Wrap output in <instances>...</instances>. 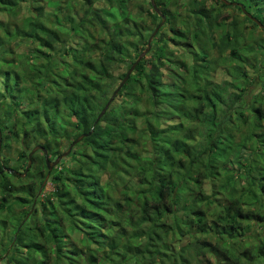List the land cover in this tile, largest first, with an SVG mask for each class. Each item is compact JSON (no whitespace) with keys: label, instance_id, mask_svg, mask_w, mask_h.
Segmentation results:
<instances>
[{"label":"trees","instance_id":"obj_1","mask_svg":"<svg viewBox=\"0 0 264 264\" xmlns=\"http://www.w3.org/2000/svg\"><path fill=\"white\" fill-rule=\"evenodd\" d=\"M43 1L0 0V14L8 18L4 26L0 25V104L4 97L10 98V102L0 105L1 148L8 138L7 129H18L16 133L22 134V142L28 146L29 142L44 138L43 146L54 161L62 154L55 148L56 142L66 140L69 148L94 128L92 135L81 142L91 149V154L78 168L63 169L65 160L76 154L73 149L50 172L45 154L36 153L35 163L26 176L30 181V198L12 196L15 186L5 172L6 167L0 165V185L2 192L8 194L0 199V264H203L199 250L205 247L218 259L216 264H264V230L254 248L247 243L253 235V225L264 228V83L260 85L261 93L255 95L257 100H243L246 87L256 83L246 66L256 68L252 61L258 62L264 38L255 31L246 34L243 24L250 23L251 30L264 29L248 18L239 5L232 4H242L264 25V0H228L231 4L221 0L213 4L207 0H187L181 15L168 5L174 2L178 8L179 0H155L167 18L166 23L154 38L156 48L153 46L119 92L122 96L134 83L148 93L151 110L144 114L146 130L158 151L141 162L138 146L129 136L137 130L135 125L119 122L120 115L108 110L98 124L96 120L109 101L103 106L100 103L109 87L106 81L113 77L111 65L130 60L124 79L147 48L149 38L146 40L142 28H125L128 35H135L142 42L140 48L130 42L125 46L122 40L126 33L117 30L118 40L105 50L98 49L100 58H92L88 43L82 48L61 47V55L57 54L60 57L73 53L74 70L65 78L54 75L38 92L36 106L32 108L30 102V107L19 115L23 97L18 99V95L27 89L23 85L27 78L15 63L9 62L6 56L12 55V51L7 45L18 38L40 43L50 52L61 45L57 32L50 31L45 24L44 8L39 6ZM95 1L111 6L107 15L95 16L96 24L106 33L111 29L109 21L117 22L116 12L123 10L125 0H118L115 8V0H86L88 4ZM23 4L37 13L19 19ZM149 6L145 14L151 17L154 31L162 18L154 11L151 0ZM119 14L128 23V14ZM173 17L179 21H173ZM143 21L146 23L147 19ZM168 24L167 35L164 30ZM128 48L134 49V57ZM176 49L182 50L179 58L174 57ZM87 53L90 57L85 60ZM18 58L22 61L23 55ZM55 58L52 57L53 62ZM48 65H41L34 79L48 77L52 73ZM260 66L264 67V61ZM222 68L232 79L229 85L222 86L210 79L212 73ZM242 79L245 84L241 90L231 93L229 88ZM134 95L127 94L131 98ZM124 107L129 111L134 108ZM133 110L138 117L137 108ZM65 118L74 121L79 132L64 130L61 122ZM185 121H190V126H185ZM201 127L205 132L199 133L201 141L197 142L193 130ZM243 128L246 133L238 136L237 131ZM236 140L244 146L240 147ZM29 154L24 149L19 156L27 165ZM118 173H131L135 184L117 190L120 197L116 198L105 191L100 175L109 177L111 188L116 191L114 180ZM222 173L223 189L230 193L226 202L219 203L217 211L212 210V205L218 202V192L212 190V196H207L203 186L207 179L215 186ZM10 175L18 178L16 174ZM48 177L55 190L44 200L38 194L40 190L44 192ZM242 178L249 186L237 195ZM180 190L185 191L184 195H180ZM39 205L43 216L34 224ZM15 208L20 213L15 214ZM10 219H15L16 224L13 233L7 235ZM63 222L70 231L79 230L82 234L81 247L67 241ZM176 236L182 244L178 251L174 249ZM67 243L72 245L69 250L65 248ZM243 243L247 244L244 249Z\"/></svg>","mask_w":264,"mask_h":264},{"label":"rangeland","instance_id":"obj_2","mask_svg":"<svg viewBox=\"0 0 264 264\" xmlns=\"http://www.w3.org/2000/svg\"><path fill=\"white\" fill-rule=\"evenodd\" d=\"M120 1V0H119ZM119 1L115 0L112 5L113 7H118ZM209 4L216 3V0H207ZM185 2L187 0H179V7L176 8V5L174 2H169V7L171 8V11L176 10L177 15H181L185 13ZM228 2V0H227ZM230 4L232 2H229ZM39 6H42L44 8V20L46 21L45 24L46 26L51 30H54L57 32V35L59 36L61 40V45L57 44L56 50L57 51H49L48 49L44 48L40 43L34 42L32 40L28 41H23L22 39H16L9 43L7 45V49L12 51V55L7 54V58L9 62L15 63L16 68L19 70V72H24L27 80L23 82V85L27 87L25 92L22 94L18 95V99L23 97L22 106H19V115L23 110H26L30 107L29 103L31 102V107H35L36 104L35 102L36 99L38 98V92H41L42 86L45 84H49L48 81L53 80V76L59 74L63 78L68 77L70 72L74 70L75 63L73 61V53L69 52L66 55L59 56L57 55L60 53L61 55V47H75V48H82L84 45L87 43L89 44V47L91 48L92 51V58H100L102 56L101 52L99 51V48H109L116 40H118V37H116V31L121 30L124 31L126 34L122 40V42L125 44V46H128V43L130 42L132 46H138L139 48L142 46V42L139 41V39L134 35H128L126 31V27L130 28V30H135V28H142L146 40L150 38L154 31V25L152 24V19L150 16L145 14V11L150 8L149 6V0H125V4H123V10L121 12H125V14L129 16L128 18V23L126 20L124 21L123 18H121L120 10H117L116 15H117V22L109 21L110 22V30H108L106 33H104V29L100 28L101 26L96 24L95 16L96 14H100L101 16L107 15L109 10H111V6L107 4L106 2H97L95 1L92 4H88L86 0H56L54 1H49L45 0L40 3ZM32 9H28L26 4H23V7L20 8L19 12V19L27 17V16H32L33 14L37 13L36 10L31 11ZM97 11V12H96ZM229 13H235L236 11L233 9H226ZM145 14V15H144ZM237 14V12H236ZM240 18L243 17V15L239 14ZM107 18V16H106ZM173 21H179V18L173 17ZM7 16L5 14H0V25L4 26L7 22ZM147 19L146 23H143V20ZM13 20V19H12ZM14 21V20H13ZM12 21V22H13ZM174 25V23H173ZM245 29H246V34L250 33L251 31H255L259 36H262L264 38V32L261 30H251V24L246 22L243 24ZM170 27L168 24L165 26V32L168 35V30L167 28ZM48 29V30H49ZM78 32L75 33L74 32ZM78 35V36H75ZM46 36V35H45ZM48 36V35H47ZM83 36V38L81 37ZM162 38V37H161ZM154 41V40H153ZM113 42V43H112ZM157 44H161V41H159ZM158 45V46H159ZM156 48L154 43L152 42V48ZM172 49H174L172 45H170ZM99 49V50H98ZM128 53L134 57L135 51L133 48H128ZM72 51V50H71ZM46 52V55L49 54L50 57H46L43 53ZM155 52V51H154ZM172 52V51H170ZM174 57L179 58L181 55L180 53L182 50L176 49L174 50ZM23 55V60H19L18 56ZM56 56V61H52V57ZM90 57V54H84L83 58L85 60ZM119 60V59H118ZM258 62H255L253 60L252 62L255 64L256 68L251 69L248 66H246V70L250 73L251 77L256 80V83L247 86L246 87V92L245 96H243V100L247 101H252L253 99H256V94H260L261 92V84L264 83V67L261 68L260 62L262 63L264 61V50L262 51L261 55L258 57ZM261 60V61H260ZM44 64H49V70H51V74H48V77H46L44 80H39V79H34L35 77V72H37V69ZM3 65V64H2ZM130 67V60L127 59L125 61H117L116 63L112 64L109 71L113 75L112 78H108L106 81L109 84L108 90L102 100L100 101L101 105H105V102L109 100L115 90L118 88V86L121 83V79H123V74L126 72V70ZM222 69H219L216 73H212L211 75V80L214 83H219L222 86L224 85H229L232 82V79L230 77H227L226 73L222 71ZM227 70V69H226ZM58 82H61V80L58 78ZM242 82H244V79H242L241 82L238 84L235 83L234 87H230L229 91L236 92L237 90H241L243 87ZM242 84V85H241ZM138 84H130L128 92L124 93L122 96H118L114 99L112 104L110 105L108 111H114L117 115H120V120L119 122L123 121L122 123L127 124V125H135L136 131L134 133H131L130 140L137 144L138 146V159L139 162L144 160L145 158L150 159L154 156L155 152L157 154V151L154 149V145L151 142L149 133L146 130V116L144 115L145 113L148 112V110H151V106L149 105L147 99H148V93L145 92L143 89L139 88L137 86ZM236 85V86H235ZM1 87V84H0ZM237 91V92H239ZM133 93L134 96L128 97V93ZM256 95V96H255ZM257 100V99H256ZM3 103L0 105L4 106L5 103L10 102V98H3ZM124 106H128L127 108L130 107H136L138 110V117H135V111L131 109L129 111L128 109H125ZM247 107V105L245 104ZM18 107V106H17ZM224 111V109H222ZM225 110H230V108H225ZM99 113V111H98ZM119 117V116H118ZM62 128L67 131L75 130L76 123L71 120H67L66 118L62 120ZM3 124H6L5 121ZM103 124H107L104 122ZM170 124V121L168 123H164V125ZM184 125H189L190 126V121H185ZM196 126V125H193ZM195 128V127H194ZM193 128V129H194ZM15 133H14V132ZM12 132L7 129L6 135L8 138L4 140V148L0 149V165L3 164L6 167L5 172L7 173V176L11 180L12 184L15 186L14 192H11L12 196L14 197H28L30 198V191L28 189V184L29 180L25 177L17 176L18 178H22L21 180H18V178L10 175L13 173H10L8 169L14 170L15 168L20 169V170H15L19 173H24L25 166L27 165L26 161H23L19 158L20 153L22 150H26L27 154L28 152L31 153V151L37 146V145H43L45 143V139L40 138L36 140L35 142H29L23 144L22 140V134L18 131V129H14ZM193 131L196 132L197 134V142L201 141V136H199V133L205 132V130L201 128L194 129ZM79 132V130H75L74 134ZM242 132V133H241ZM237 131L238 136L243 135V133H246V128H243L242 131ZM50 139L51 136H49ZM79 138V137H78ZM72 141V140H71ZM237 143H239V146H244L242 142L239 140H236ZM81 145H78L74 147V156L69 157L67 160L64 162L63 169H76L79 166L82 165V163L85 160V157H88L91 154V149L86 146L85 144L79 143ZM250 144H247L248 147H250ZM56 149H58L60 152L65 153L68 150V145L66 140H61L59 143L56 142ZM73 152V151H72ZM38 154H44L42 151L39 152ZM49 157V155H48ZM67 158V157H66ZM127 162H134L131 159H126ZM55 161V160H54ZM35 162L33 161V164ZM137 163V162H135ZM33 166V165H32ZM27 167V166H26ZM124 168L123 166H121ZM23 168V169H22ZM52 172V171H51ZM10 173V174H9ZM28 174V173H27ZM102 177L101 183L102 186L106 189L105 191L108 193H111L114 197L118 198L119 192L117 190H122L127 186H132L135 184L134 176H131V173L125 174V173H118L116 175V180H114V184L116 185V191L113 190L111 187L113 185H110L109 180H111L109 177H106L104 175H100ZM119 177V178H118ZM46 187L44 192L40 190L39 194L44 200L49 197L50 193L54 192L55 186L49 181V177L45 181ZM225 184V173H222V175H219L215 186L212 187V183L210 180H206L204 183V193L207 196H212L213 192H218L216 194V200L218 201L215 205H212V210L217 208V211L219 210V203L221 202H226V199L228 197L229 190L223 189ZM2 185H0V199L2 196H7L8 194L2 192L4 189L1 188ZM249 186V183L246 182L245 178L240 179L239 183V191L237 192V195H240L241 193L244 192V190H247ZM184 190H180L179 193L180 195H184ZM42 206H38L39 208V213L35 214L36 216L34 217V224L36 220H39L40 217L43 216L42 213ZM28 207L25 208L27 210ZM29 210V209H28ZM15 214L20 213L19 208H15ZM216 211V212H217ZM212 212V211H211ZM49 215V214H48ZM182 214H180L181 216ZM8 227L6 230V234L10 235L13 233L16 221L15 219H10L8 221ZM64 233L68 234L67 241L71 244H76L81 247L82 244H79V239H82V234L79 232V230H75L74 232L70 231L69 228L67 227L66 224L61 223ZM68 228V229H67ZM68 230V231H67ZM264 228H258L257 226L253 225L252 227V233L253 235L251 238L247 239L248 245L252 246L253 248L255 247L257 243V238L260 236L263 232ZM207 237V235H198V237ZM178 236H176V241H175V248L177 251L180 249L182 246ZM66 240V239H65ZM231 244L234 243V240H229ZM68 244V243H67ZM70 244L65 245L66 249H71ZM247 244L243 243L242 249L246 248ZM207 248V247H205ZM203 251H200V260L202 261L203 264H216L217 263V258L210 252L205 249ZM196 264V263H193Z\"/></svg>","mask_w":264,"mask_h":264},{"label":"water","instance_id":"obj_3","mask_svg":"<svg viewBox=\"0 0 264 264\" xmlns=\"http://www.w3.org/2000/svg\"><path fill=\"white\" fill-rule=\"evenodd\" d=\"M222 2L226 3V4H230L229 2H227L226 0H221ZM152 6L154 8V11L162 18V22L160 23V25L156 28V30L154 31L153 35L149 38L148 40V44H147V48L139 55L138 59L136 60V62L131 66V68L127 71L126 76L124 77V79L121 81L120 85L118 86V88L115 90V92L113 93L112 97L109 99L108 103L106 104L105 108L102 110L101 114L99 115V117L96 120V124L99 123V121L101 120V118L106 114L107 110L109 109L110 105L112 104V102L114 101V99L118 96L119 92L121 91V89L127 84V82L129 81V79L131 78V76L133 75V73L135 72L137 66L139 65V63L151 52L152 49V42L154 40V38L156 37V35L158 34L159 30L165 25L166 23V16L162 13V11L158 8L156 1L155 0H151ZM233 5L237 6L239 5L242 9L243 12L246 14V16L248 18H250L253 22H255L260 28L264 29V25L254 16H252L251 14H249L244 6L242 4H238V3H232ZM95 124V125H96ZM93 129L91 130L90 133L88 134H83L81 135L79 138H77L74 142H72V144L69 146L67 152L61 154L60 156H58V158L55 161H51L48 157L49 151L48 149H46L43 145H37L29 154V163L24 171V173H19L15 170H10L8 169V171L10 173L16 174L18 176L21 177H25L28 173V171L31 169L32 165H33V156L38 153L39 151H42L45 156H46V162H47V166H48V170L51 172L55 167H57L61 161L63 159H65L66 157H68L75 146H77L79 143H81L85 138L89 137L92 135ZM2 134L0 132V138H1ZM0 149H1V140H0Z\"/></svg>","mask_w":264,"mask_h":264}]
</instances>
